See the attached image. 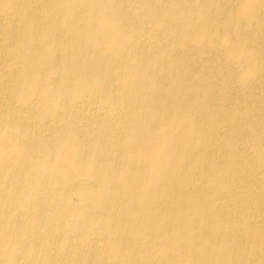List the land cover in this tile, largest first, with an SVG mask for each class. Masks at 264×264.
<instances>
[{
  "label": "bare ground",
  "instance_id": "1",
  "mask_svg": "<svg viewBox=\"0 0 264 264\" xmlns=\"http://www.w3.org/2000/svg\"><path fill=\"white\" fill-rule=\"evenodd\" d=\"M0 264H264V0H0Z\"/></svg>",
  "mask_w": 264,
  "mask_h": 264
}]
</instances>
